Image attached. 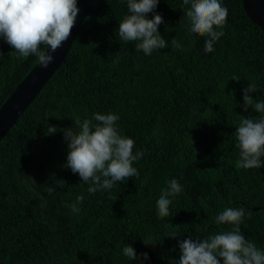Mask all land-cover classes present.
<instances>
[{"label": "trees", "instance_id": "obj_1", "mask_svg": "<svg viewBox=\"0 0 264 264\" xmlns=\"http://www.w3.org/2000/svg\"><path fill=\"white\" fill-rule=\"evenodd\" d=\"M221 4L225 34L205 53L207 37L189 31L183 0H160L147 18L162 16L168 46L150 56L118 36L127 0L93 6L64 64L0 140V264H178L180 241L232 230L216 223L230 207L245 209L241 233L264 251V167H240L235 134L244 117L259 115L243 109L248 83L264 100V34L242 0ZM37 62L0 37V106ZM95 113L118 115L133 154L144 155L133 162L138 176L90 194L65 167L62 130L79 131L76 120L95 125ZM49 126L58 131L46 135ZM173 178L183 191L161 218L157 200ZM149 237L155 246L143 244ZM128 245L147 261L124 257Z\"/></svg>", "mask_w": 264, "mask_h": 264}, {"label": "clouds", "instance_id": "obj_2", "mask_svg": "<svg viewBox=\"0 0 264 264\" xmlns=\"http://www.w3.org/2000/svg\"><path fill=\"white\" fill-rule=\"evenodd\" d=\"M160 0H127V11L119 23L118 36L125 42H139L136 51L144 55H152L154 50L167 48L168 43L158 32V26L163 18L154 14L148 19L149 13H154ZM186 6L184 14L190 22L189 31L204 41V52L212 53L214 44L225 34L228 10L221 0H183ZM79 9L77 0H0V37L19 54L28 58L36 56L43 68L53 62L55 53L71 35ZM175 49L182 45L172 39ZM45 45L47 50H41ZM257 92L254 83H248L243 89V109L249 108L259 115L244 117L236 128L235 134L240 149V167L243 169H260L264 167L261 157H264V100L255 101L252 93ZM97 122L91 120H76L73 128L63 129L64 140L67 143V158L65 167L73 174H78L82 182L90 183V194L98 190H110L126 178L138 176V170L133 162L142 158V151L133 154L135 141L122 136L117 128L118 115L93 114ZM55 126L47 128V134L56 133ZM49 193L54 189L49 188ZM183 188L176 179H171L168 186L162 190L157 200L158 216H170L172 198L182 193ZM84 199L77 197L79 204ZM74 213L79 212L76 204L71 206ZM246 211L241 208H225L216 217L220 225H232V230L212 234L205 239L188 237L180 241V258L178 264H264V251L254 242L248 241L241 233L240 225ZM146 247L153 244L152 238L142 240ZM123 256L129 261L141 257L146 262V253L137 256L131 246L123 248Z\"/></svg>", "mask_w": 264, "mask_h": 264}, {"label": "water", "instance_id": "obj_3", "mask_svg": "<svg viewBox=\"0 0 264 264\" xmlns=\"http://www.w3.org/2000/svg\"><path fill=\"white\" fill-rule=\"evenodd\" d=\"M102 1L104 0H77L79 12L71 35L55 53L48 51V54L54 57L53 62L48 68H43L37 62L0 106V140L16 124L17 119L35 99L52 74L64 64L65 57L86 16L95 4ZM242 7L247 17L264 34V0H242ZM253 210L257 211V208Z\"/></svg>", "mask_w": 264, "mask_h": 264}]
</instances>
